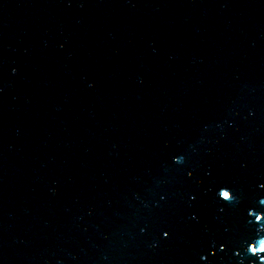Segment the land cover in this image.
<instances>
[{
    "label": "water",
    "instance_id": "95a60500",
    "mask_svg": "<svg viewBox=\"0 0 264 264\" xmlns=\"http://www.w3.org/2000/svg\"><path fill=\"white\" fill-rule=\"evenodd\" d=\"M261 184L264 0H0V264H264Z\"/></svg>",
    "mask_w": 264,
    "mask_h": 264
},
{
    "label": "snow or ice",
    "instance_id": "6c2138e0",
    "mask_svg": "<svg viewBox=\"0 0 264 264\" xmlns=\"http://www.w3.org/2000/svg\"><path fill=\"white\" fill-rule=\"evenodd\" d=\"M189 175H191V173H189ZM260 187L264 188V184H261ZM219 195L222 196L224 200H231L232 199L231 193L229 191H222V192H220ZM260 203L264 204V200H261ZM249 215L254 216L255 221H261L262 218H264V217H262L261 214H258V213L249 212ZM192 219H195V217L193 216ZM262 229H264V226H262ZM161 231H163L164 236L169 235V232L165 231L164 228H162ZM222 249H223V246L221 245V250ZM248 251L253 253V254H256L257 251L264 252V240L259 241V248L250 245V247H248ZM201 259H204V257H201Z\"/></svg>",
    "mask_w": 264,
    "mask_h": 264
}]
</instances>
